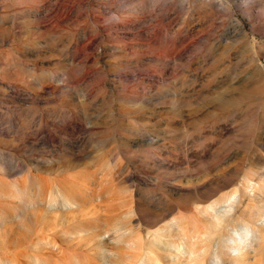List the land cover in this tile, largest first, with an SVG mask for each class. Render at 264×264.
I'll use <instances>...</instances> for the list:
<instances>
[{
  "label": "rangeland",
  "instance_id": "rangeland-1",
  "mask_svg": "<svg viewBox=\"0 0 264 264\" xmlns=\"http://www.w3.org/2000/svg\"><path fill=\"white\" fill-rule=\"evenodd\" d=\"M0 264H264V0H0Z\"/></svg>",
  "mask_w": 264,
  "mask_h": 264
}]
</instances>
